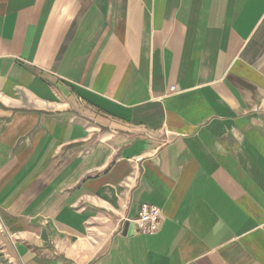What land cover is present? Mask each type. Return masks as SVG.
Instances as JSON below:
<instances>
[{
    "label": "crops",
    "instance_id": "crops-1",
    "mask_svg": "<svg viewBox=\"0 0 264 264\" xmlns=\"http://www.w3.org/2000/svg\"><path fill=\"white\" fill-rule=\"evenodd\" d=\"M1 258L264 264V0H0Z\"/></svg>",
    "mask_w": 264,
    "mask_h": 264
},
{
    "label": "built area",
    "instance_id": "built-area-1",
    "mask_svg": "<svg viewBox=\"0 0 264 264\" xmlns=\"http://www.w3.org/2000/svg\"><path fill=\"white\" fill-rule=\"evenodd\" d=\"M161 209L153 204H142L138 218L134 221L136 230L153 233L159 230L161 225Z\"/></svg>",
    "mask_w": 264,
    "mask_h": 264
},
{
    "label": "water",
    "instance_id": "water-1",
    "mask_svg": "<svg viewBox=\"0 0 264 264\" xmlns=\"http://www.w3.org/2000/svg\"><path fill=\"white\" fill-rule=\"evenodd\" d=\"M127 226H128V228H127L128 230H129V228H131V229H132V228H133V229L136 228L135 223H130V222H128V225H127Z\"/></svg>",
    "mask_w": 264,
    "mask_h": 264
},
{
    "label": "rangeland",
    "instance_id": "rangeland-1",
    "mask_svg": "<svg viewBox=\"0 0 264 264\" xmlns=\"http://www.w3.org/2000/svg\"><path fill=\"white\" fill-rule=\"evenodd\" d=\"M1 261H3V258L0 259ZM3 263V262H2Z\"/></svg>",
    "mask_w": 264,
    "mask_h": 264
}]
</instances>
